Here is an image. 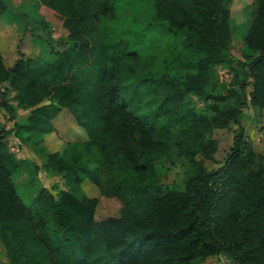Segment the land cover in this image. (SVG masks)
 I'll use <instances>...</instances> for the list:
<instances>
[{
  "label": "trees",
  "instance_id": "obj_1",
  "mask_svg": "<svg viewBox=\"0 0 264 264\" xmlns=\"http://www.w3.org/2000/svg\"><path fill=\"white\" fill-rule=\"evenodd\" d=\"M37 1L59 18L66 40L51 47L52 61L19 54L6 65L0 52V109L37 141L67 109L86 137L43 162L70 187L42 185L24 202L13 182L23 159L7 148L0 121V241L9 263L200 264L224 253L234 264H264V152L239 120L246 84L250 105L264 108V0L244 36L238 88L221 92L212 75L230 39L223 0L144 1L135 12L147 18L144 29L180 43L169 58L145 42L133 46L138 38L127 35L135 32L114 25L129 0ZM5 9L0 0V18ZM190 94L206 101L203 109ZM18 107L28 109L20 120ZM231 121L224 160L207 168L198 156L212 158L211 131ZM178 157L187 161L181 182H164L163 163ZM84 179L119 199L117 215L95 216L98 197Z\"/></svg>",
  "mask_w": 264,
  "mask_h": 264
},
{
  "label": "rangeland",
  "instance_id": "obj_2",
  "mask_svg": "<svg viewBox=\"0 0 264 264\" xmlns=\"http://www.w3.org/2000/svg\"><path fill=\"white\" fill-rule=\"evenodd\" d=\"M6 9L0 18V52L6 65H10L19 55L39 56L52 61L55 57L51 51L61 48L66 40V30L59 18L45 5L37 0H4ZM145 0H129L127 5L118 10V22L114 25L120 28H128L137 42L133 46L152 45L166 58H169L170 50L180 48L179 41L172 35L154 29H144L147 18L136 19L135 12L144 9ZM257 0H223V5L229 13L228 28L230 39L223 61L215 64L212 80L216 82V91L224 88H238L237 79H242L241 62L245 60L243 52L248 49L244 44V36L254 17ZM137 16V15H136ZM139 17V16H138ZM130 33V35H131ZM125 33H124V37ZM151 47V48H153ZM148 48V47H145ZM250 85L245 86L247 104L242 107L240 122L244 125L245 132L254 147L264 152V108L254 109L248 99ZM192 105L196 110L203 109L206 101L197 94H190ZM13 103L15 101L12 100ZM28 109L16 108V119H22ZM0 121L9 132L6 136L7 148L17 157L23 159L13 176L19 196L24 202H29L42 185L54 188L68 189L71 185L64 172H57L44 167L43 162L48 152L57 151L63 153L67 142L86 137L84 130L78 126L67 109H61L53 118L54 129L45 132L41 140L25 138V133H19L13 126V120L8 113L0 109ZM236 123L230 122L226 127L214 128L211 138L214 140L215 151L212 158L206 159L200 156L207 168H213L222 163L231 145ZM174 157V155H173ZM173 164L164 162L161 167L162 180L168 183H179L183 178V171L187 166L184 157L173 159ZM37 166V168H35ZM88 195L97 196L95 208L97 218L117 215L121 202L114 196H106L99 192L97 185L89 179L81 182ZM0 264H10L4 253L0 241ZM200 264H234L224 253L208 255Z\"/></svg>",
  "mask_w": 264,
  "mask_h": 264
}]
</instances>
